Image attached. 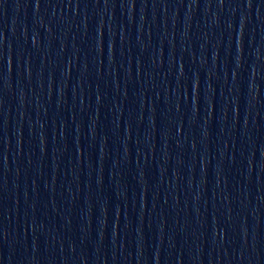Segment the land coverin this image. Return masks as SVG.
Segmentation results:
<instances>
[{
    "label": "water",
    "instance_id": "obj_1",
    "mask_svg": "<svg viewBox=\"0 0 264 264\" xmlns=\"http://www.w3.org/2000/svg\"><path fill=\"white\" fill-rule=\"evenodd\" d=\"M0 264H264V0L0 156Z\"/></svg>",
    "mask_w": 264,
    "mask_h": 264
}]
</instances>
